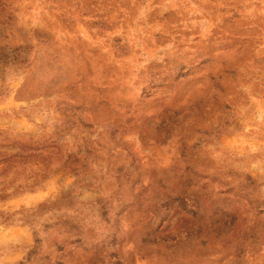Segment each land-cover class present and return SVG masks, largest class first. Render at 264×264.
<instances>
[{
	"label": "rangeland",
	"instance_id": "374dc122",
	"mask_svg": "<svg viewBox=\"0 0 264 264\" xmlns=\"http://www.w3.org/2000/svg\"><path fill=\"white\" fill-rule=\"evenodd\" d=\"M0 264H264V0H0Z\"/></svg>",
	"mask_w": 264,
	"mask_h": 264
}]
</instances>
